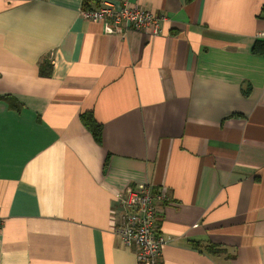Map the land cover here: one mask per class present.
Segmentation results:
<instances>
[{
	"label": "crops",
	"instance_id": "0c3cea01",
	"mask_svg": "<svg viewBox=\"0 0 264 264\" xmlns=\"http://www.w3.org/2000/svg\"><path fill=\"white\" fill-rule=\"evenodd\" d=\"M112 1L168 19L123 35L84 18L103 0H0V264H137L119 197L146 184L162 264H264V0Z\"/></svg>",
	"mask_w": 264,
	"mask_h": 264
},
{
	"label": "built area",
	"instance_id": "2783aa9c",
	"mask_svg": "<svg viewBox=\"0 0 264 264\" xmlns=\"http://www.w3.org/2000/svg\"><path fill=\"white\" fill-rule=\"evenodd\" d=\"M82 14L87 20L102 23L106 32L123 35L129 30L156 34L168 19L165 14L157 15L129 2L118 5L112 0H103L97 8H86ZM258 39L264 40V31L258 33ZM119 199L125 211L116 231L123 243L128 247L135 246L137 264H162L163 248L170 239L158 233L156 228L160 213L156 201L166 202V192L146 184L128 187Z\"/></svg>",
	"mask_w": 264,
	"mask_h": 264
},
{
	"label": "trees",
	"instance_id": "16d2710c",
	"mask_svg": "<svg viewBox=\"0 0 264 264\" xmlns=\"http://www.w3.org/2000/svg\"><path fill=\"white\" fill-rule=\"evenodd\" d=\"M89 0H85V2L88 4ZM87 7V6H86ZM253 52L257 54H263L264 55V40H258L254 47ZM52 74V65L48 61H42L40 63V75L42 76H50ZM80 119L83 123V125L86 127V129L92 133L94 136L96 142L98 144H102L103 142V127L102 124L99 123L93 112H84L81 114ZM198 247L199 244H196ZM217 248L213 246H209V251L216 252Z\"/></svg>",
	"mask_w": 264,
	"mask_h": 264
}]
</instances>
